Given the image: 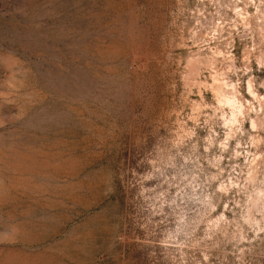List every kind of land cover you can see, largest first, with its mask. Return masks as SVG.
<instances>
[{
	"label": "rangeland",
	"instance_id": "374dc122",
	"mask_svg": "<svg viewBox=\"0 0 264 264\" xmlns=\"http://www.w3.org/2000/svg\"><path fill=\"white\" fill-rule=\"evenodd\" d=\"M0 264H264V0H0Z\"/></svg>",
	"mask_w": 264,
	"mask_h": 264
}]
</instances>
